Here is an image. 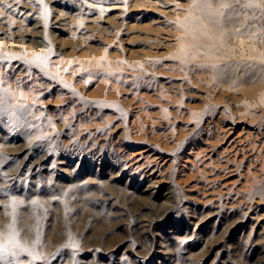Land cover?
<instances>
[{
	"label": "rangeland",
	"instance_id": "obj_1",
	"mask_svg": "<svg viewBox=\"0 0 264 264\" xmlns=\"http://www.w3.org/2000/svg\"><path fill=\"white\" fill-rule=\"evenodd\" d=\"M249 1L0 0V264H264Z\"/></svg>",
	"mask_w": 264,
	"mask_h": 264
},
{
	"label": "bare ground",
	"instance_id": "obj_2",
	"mask_svg": "<svg viewBox=\"0 0 264 264\" xmlns=\"http://www.w3.org/2000/svg\"><path fill=\"white\" fill-rule=\"evenodd\" d=\"M236 1L237 0H221L222 8L228 9L227 18L229 20L233 19L232 14L235 15L237 12L236 11L237 8L230 6L231 3H235ZM244 7L248 10L250 9L253 12L252 15H254V14L257 15L258 12H260L262 10V4L258 0H250L249 2L246 3V5H244ZM204 15L206 18L211 16L208 13V11H205ZM250 18H252L250 15V12L243 15L244 23H242V24L245 26L249 22ZM202 20L209 23L210 25L212 24V26L216 25V27L218 28V32H219V29H223V28H220L221 27L220 25H218L219 21H218V24H215V23L207 21L206 19H202ZM219 20L222 21L220 16H219ZM258 27L259 26H255L253 28V30L254 31L258 30ZM244 31H247L246 28L244 29ZM256 34L258 36L260 35L259 33H256ZM257 35H254L253 40L250 42L246 43V41H244V40H239L237 44L238 45L246 44L248 49L253 48L254 51L258 54L259 50L262 49V46H261V42L259 40V37ZM260 55L261 54H259V57H260ZM237 61H238L237 64H239V63L243 64L245 62L243 59H239ZM261 61H262V59L256 58V59H254L253 62L257 63V65H258V64H261ZM262 101L264 104V97H262ZM207 123H206V125H207ZM234 134H236V135H234ZM263 135L264 134H263V132H261V130L259 132H256V133H254V132H247V133L243 132V134H242L241 131L237 132V130H234L233 126H230V127H227L225 129V133L222 136L220 134H216V132H214V131H210L208 136H210L211 138H214V139H219L220 137H222L223 141L225 140L228 143V145H227L228 148H231L233 150L236 149L235 154H237L238 156H241L240 160L242 162H246L248 159H253V158L260 159V158L264 157V145L262 144L264 141ZM256 152H257V154L254 157L253 154Z\"/></svg>",
	"mask_w": 264,
	"mask_h": 264
}]
</instances>
